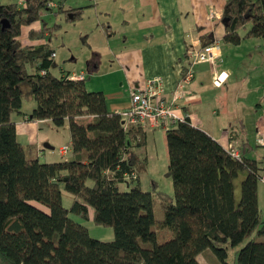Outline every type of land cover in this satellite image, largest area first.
<instances>
[{"label":"trees","instance_id":"1","mask_svg":"<svg viewBox=\"0 0 264 264\" xmlns=\"http://www.w3.org/2000/svg\"><path fill=\"white\" fill-rule=\"evenodd\" d=\"M53 2L0 4V264H199L196 255L203 250L217 264H264V241L256 240L264 236L256 198L263 177L246 156L252 148L242 142L236 160L188 117L169 126L164 137L172 199L155 218L152 194L140 188L132 153L144 145L143 128L124 127L119 113L107 111L101 92L86 90L84 77L50 72L49 42L59 26L47 27L43 15L73 22L84 10L64 9L63 0L50 7ZM220 22L221 44L264 41V0H224ZM33 23L39 29L29 30L27 38L41 43L21 46V27ZM212 45L211 38H200V49ZM183 60L181 77L185 52ZM25 96L34 103L26 121L67 126L68 160L40 163L33 146L17 142L11 117L23 115ZM76 117L92 120L82 126ZM60 188L72 197L67 209ZM69 213L109 227L112 238L90 237ZM228 249H235L232 263Z\"/></svg>","mask_w":264,"mask_h":264},{"label":"crops","instance_id":"2","mask_svg":"<svg viewBox=\"0 0 264 264\" xmlns=\"http://www.w3.org/2000/svg\"><path fill=\"white\" fill-rule=\"evenodd\" d=\"M223 3L224 0H63V8L68 10L84 8L80 17L74 22L84 19L85 27L83 28H87L83 30L86 34L85 38L88 39V33L93 35V43L89 45V48L94 50L92 55L96 56L98 47L102 44L106 56L108 54L112 58V63L108 59V64H113V70L122 74L120 80L127 84L128 88L142 90L147 81L158 78L160 82L159 99L186 114L193 126L205 132L220 147L224 148L229 141H233L238 148L242 142L249 145L246 139L245 124L239 118L234 120L233 118L226 119L223 115L219 116L218 111L213 108L216 101L211 100L213 95L209 96L208 93L211 90L215 92L226 88L228 81L232 80L233 72L230 65L221 59L222 54L226 53L228 48V50L239 49L245 43L246 49H249L248 53L259 61L264 41L250 39L233 47L221 44L224 33L220 22ZM55 5L54 0L52 7L54 8ZM38 29V23L21 27L18 37L21 46L40 44L41 42L30 41L27 38L29 30ZM205 36L211 38L219 47L218 59L213 64L194 65L191 81L185 86L179 98L172 101V94L181 77V69L185 65L183 60L185 50L191 45L200 46V38ZM97 59L99 58L93 57L87 62L86 68L89 75L98 72ZM59 72L77 75L68 70L60 69ZM78 73L84 77L81 71ZM218 75H220L219 80L222 81L219 87H214L212 78ZM127 106L126 103L123 107L119 103L110 104L109 107L106 105V109L108 112L121 113ZM21 110L20 108L22 116L15 115L11 118L15 125L17 142L21 145L33 146L40 163L68 160L69 152L59 153L61 147H68L67 126L55 127L48 120L26 121L25 118L31 110L27 113ZM254 115L248 126L253 139L255 130L264 128V113L259 116L256 111ZM91 120V117L74 118V122L82 126L87 125ZM158 130L160 134H157ZM143 131L144 145L132 148L135 157V171L137 167L147 169L149 162L153 161L154 156L152 150L149 153V148L152 149L155 146L153 145L154 136L161 141V147L165 149L167 156L165 130L146 125ZM60 132L62 134L64 132L65 142L61 141ZM44 143L51 149H45ZM56 145L58 147L55 151L53 147ZM137 179L139 182L138 175ZM256 198L258 206V192ZM203 253H209L208 256H204L205 264H217L209 250H203L196 255L199 264H202L199 255Z\"/></svg>","mask_w":264,"mask_h":264},{"label":"rangeland","instance_id":"3","mask_svg":"<svg viewBox=\"0 0 264 264\" xmlns=\"http://www.w3.org/2000/svg\"><path fill=\"white\" fill-rule=\"evenodd\" d=\"M8 3H10V0H0L1 5H6ZM42 21L47 27H52L54 24L59 26L54 33L55 36H51L49 42V47L55 53V58L53 59L54 67L50 69L53 75H57L60 69L68 70L75 74H79L78 72L81 71L84 74L86 90L89 92H102L107 107H109L110 104L117 105L119 103L121 107H123L125 103L126 105L129 104L130 93L133 89L128 88V85L120 80L122 74H118L113 70V64H108V59L112 63V58L108 54L106 56L102 44L96 43L100 44L101 47H98V51L96 50V56L92 55L94 50L90 49L89 45L93 43V35L88 33V39L85 38L86 34L83 33V30L87 28H83L85 27L83 24L85 23L84 19L77 22H67L64 15L58 14L53 16L50 13H45L42 17ZM228 49L226 53L224 52V54H222L221 59L223 62L230 65V69L233 72L232 80L231 82L228 81L229 86L227 85L226 88L217 90L218 92L211 90L208 95H213L211 100L216 101L213 108L218 111L219 116L223 115L226 119L233 118L234 120L239 118L242 120V123L245 124V131L247 133L246 139L252 148L247 157L257 162L258 166L262 169L260 175L264 178V147L255 144L252 138V132L248 127L256 111L259 116L264 113V48L261 51L262 56L259 57V61H257L256 58H252L251 53H248L249 49H246L245 43L242 44L239 49ZM254 54L257 55V53ZM93 57L99 58L97 59V63L99 64L97 66L98 72L89 75L86 68L87 62L93 59ZM33 106L34 103L30 96L22 98V112H29ZM12 117H15V114L12 115ZM160 133L161 132L158 130L157 134ZM59 135L61 141L65 142L66 136L64 132L63 134L60 132ZM154 144V148H149V153L151 152L150 150H152L154 156L153 161L149 162L147 169H144V167H137L136 172L141 190L152 194L153 215L155 218L160 219L162 216L160 206L164 203H168L169 200L172 199V189L170 181L166 177L167 156L157 136H154L153 145ZM57 147L58 145L53 147L55 151ZM242 178V175H239L236 180V196H238V184ZM118 188L120 191L126 190L123 185H120ZM256 191L259 196L258 210L260 215H263L264 183L257 182ZM60 192L62 195V206L67 209L72 197L66 194L61 188ZM88 213L90 214L91 211L88 210ZM68 215L76 222L82 224L87 229L90 237L103 241L112 238V231L109 227L96 225L91 220L81 219L72 213ZM256 240L264 241V236H257ZM242 244L243 242L239 244V246ZM235 249H228L227 261L229 263H232V253ZM208 255L209 253L199 255V260L202 264H205L204 256Z\"/></svg>","mask_w":264,"mask_h":264},{"label":"built area","instance_id":"4","mask_svg":"<svg viewBox=\"0 0 264 264\" xmlns=\"http://www.w3.org/2000/svg\"><path fill=\"white\" fill-rule=\"evenodd\" d=\"M23 2L24 0H17L18 5H22ZM49 6L52 7V4H49ZM185 55L188 65L184 70L183 77L180 78L176 85V89L172 94V101L179 98L185 86L191 81L194 65L202 63L213 64L218 59V46L214 44L210 47L200 49L199 45H191L186 49ZM53 57L54 53L50 55V58L53 59ZM40 74L43 75L44 72L40 71ZM219 76L212 78V86L219 87L222 81L219 80ZM69 78L80 80L83 76L81 74H72ZM159 83L158 78L151 79L146 82L144 89L133 90L130 93L127 108L119 113L123 118L124 127L138 126L144 128L146 125H149L165 130L172 124L187 117L186 114L179 112L175 106L166 104L158 98ZM254 142L256 145L264 147V128H257L255 130ZM223 149L231 158L239 159L237 146L233 141H229ZM67 152H69V149L66 146L59 149L60 154H66ZM133 176L131 175V177ZM260 182L264 183V179L262 178Z\"/></svg>","mask_w":264,"mask_h":264},{"label":"water","instance_id":"5","mask_svg":"<svg viewBox=\"0 0 264 264\" xmlns=\"http://www.w3.org/2000/svg\"><path fill=\"white\" fill-rule=\"evenodd\" d=\"M43 147L45 148V149H51L48 145H43Z\"/></svg>","mask_w":264,"mask_h":264}]
</instances>
